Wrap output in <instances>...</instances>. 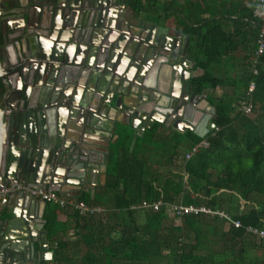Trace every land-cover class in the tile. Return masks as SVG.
Returning a JSON list of instances; mask_svg holds the SVG:
<instances>
[{
  "label": "water",
  "instance_id": "95a60500",
  "mask_svg": "<svg viewBox=\"0 0 264 264\" xmlns=\"http://www.w3.org/2000/svg\"><path fill=\"white\" fill-rule=\"evenodd\" d=\"M13 1L0 10L4 40L20 32L15 62L0 61L1 184L86 191L104 178L102 142L118 124L132 130L129 151L153 122L199 137L214 127L208 89L191 90L187 38L153 24L131 45L122 11L127 3L134 12L133 0ZM13 18L20 24L10 28ZM89 151L102 162H91ZM40 202L38 211L25 188L9 193L0 208V264L50 260Z\"/></svg>",
  "mask_w": 264,
  "mask_h": 264
},
{
  "label": "trees",
  "instance_id": "16d2710c",
  "mask_svg": "<svg viewBox=\"0 0 264 264\" xmlns=\"http://www.w3.org/2000/svg\"><path fill=\"white\" fill-rule=\"evenodd\" d=\"M244 19L247 37L254 40L258 21L251 12ZM194 21L196 26L185 30L186 52L202 72L189 82L193 92L211 90L206 100L214 109L215 128L199 137L153 122L131 151L132 133L117 131L107 148L103 183L92 195L79 190L74 197L103 211L80 215L46 203L42 218L52 255L43 264H70L73 257L80 264H264V238L244 229L264 231V53L254 58L252 44L237 73L227 72L225 60L233 67L231 55L242 48L243 38L218 23ZM4 45L0 26V61ZM249 82L253 88L246 94ZM223 87L230 92L212 94ZM3 92L0 79V97ZM240 101L251 103L252 116L240 110ZM142 200L161 205L156 211L137 208ZM235 200L246 210L232 212L229 202ZM178 202L220 209L240 226L204 214L176 218L168 204ZM58 212L64 221L56 219ZM208 234L218 237L212 240Z\"/></svg>",
  "mask_w": 264,
  "mask_h": 264
},
{
  "label": "crops",
  "instance_id": "0c3cea01",
  "mask_svg": "<svg viewBox=\"0 0 264 264\" xmlns=\"http://www.w3.org/2000/svg\"><path fill=\"white\" fill-rule=\"evenodd\" d=\"M133 1H135L140 6V8H142L139 19L137 18L135 20L132 18L134 12L133 9H131V7L127 3H125L122 11V15L124 16L123 17L124 21H126L128 25L131 26L128 28L125 25H123V28L124 30H129L130 32H132L131 34L132 37L130 38L134 41H131L130 43L133 46L135 44L137 45L136 41L138 38L136 36L141 37V35L144 34L142 32V29L145 30L153 24L158 25L160 27L164 26L166 28V33L168 35L180 34L182 38L185 37L188 40L189 37L187 36L185 30L188 29V27L196 26V21H194L196 18H198V20L202 19L209 21V25H211L212 22L218 23L220 27L225 31L233 32V29H235V31L238 32L239 35L237 36V38L240 39L242 38L244 33H247L246 31L247 26L245 25L246 20L244 18H246V16L249 14L250 8L252 6V0H133ZM156 4L159 5L160 8L155 7ZM153 11L156 12L154 15H153ZM148 14L150 16H148ZM140 27H142L141 30L139 29ZM200 27L204 29V27H206V24L200 23ZM33 30L36 29L33 28ZM19 33L20 32H11L8 35V41H6V44L4 45L5 47H3L5 48L7 54V56H5L4 52L2 54L3 60L5 62L4 65L5 67H7V63H6L7 58L11 64L15 62V52L13 49V45H15L16 43L15 41L19 38L17 37L19 36ZM237 40L238 39H236V43ZM250 41H251V45L250 44L248 45L247 44L248 41L243 40V43L241 44L242 48L235 49L231 55L233 61V67L231 66V70L236 71V73L241 68L240 64H243V62L246 61V56L249 54L248 52H250V48L253 44V41L252 40ZM189 58L192 60L191 57ZM234 61H239V62H234ZM191 70L193 76L199 75L202 72L201 69L194 67V63L192 64ZM12 81L15 84V81L14 80ZM227 90H231V89L229 87H223L214 90L212 94L218 95V93L220 94L221 92H227ZM210 91L208 90L207 95ZM129 131L130 132L127 133H132L131 129ZM116 138L117 136L109 134L107 136L106 141L102 142V145L105 144V147L103 146L102 152L106 153V158L108 151L107 148L110 145V143H112ZM81 152L84 151L81 150ZM91 154L92 156H90ZM87 158L91 160V162L93 161L98 164L102 162L101 152L96 153L95 151L94 152L89 151ZM103 181L104 178L103 179L101 178L100 183H96L94 186L89 187L91 191H89V189L86 191L84 190L82 191L88 192L90 195H92V193L95 191V188L101 185ZM50 188L54 190L52 186ZM79 190L81 189H77L75 186L68 185V186H63L62 191L60 192L57 190L55 191L63 199H74L75 195L78 194ZM35 199L38 200L39 203L38 211H39V208L41 209V202L38 198ZM44 203L45 204L43 206V209L46 205V202ZM56 219L60 222L64 221L65 215L63 213L58 212V214L56 215ZM49 248H50V243H49ZM43 262L44 261H41L40 264H43Z\"/></svg>",
  "mask_w": 264,
  "mask_h": 264
},
{
  "label": "built area",
  "instance_id": "2783aa9c",
  "mask_svg": "<svg viewBox=\"0 0 264 264\" xmlns=\"http://www.w3.org/2000/svg\"><path fill=\"white\" fill-rule=\"evenodd\" d=\"M252 16L258 21V29L255 35V47L253 50L254 58L262 55L264 53V0H252L251 7ZM253 88V83L249 82L247 86L246 94H248ZM240 110L245 114L251 113L252 105L249 101H240ZM1 110V108H0ZM215 128V127H213ZM212 128V129H213ZM191 154L190 152L185 153V158H188ZM25 188L27 193L38 198L40 201L46 203L57 204L60 208L71 207L77 211L80 215L98 213L103 211L101 206H88L83 201H78L75 199H63L61 198L55 190L49 188H43L42 186H32L27 187L22 183H16L13 187L0 183V208L7 202V197L9 193L15 190ZM161 205L160 201L148 202L145 200L140 201L136 205L137 208L156 211ZM171 213L176 217H181L184 215H212L218 218L224 219L231 223L233 227H239L240 224L237 220H231L227 213L220 209H211L203 205H193V204H182V203H171L168 204ZM246 232H249L256 236L257 238H264V231L261 229L246 226L244 227Z\"/></svg>",
  "mask_w": 264,
  "mask_h": 264
},
{
  "label": "rangeland",
  "instance_id": "374dc122",
  "mask_svg": "<svg viewBox=\"0 0 264 264\" xmlns=\"http://www.w3.org/2000/svg\"><path fill=\"white\" fill-rule=\"evenodd\" d=\"M1 1V0H0ZM155 7H159V5H155ZM252 7V6H251ZM160 8V7H159ZM141 11H142V8H140V7H138V6H134V15H133V19H139V17H140V13H141ZM250 12H251V8H250ZM156 12H154L153 11V15L155 14ZM143 15V14H142ZM148 16H150L149 14H148ZM159 22V21H158ZM245 36H247V34L246 33H244L243 34V36H242V40H245V41H248V45L250 44L251 45V39H250V37H245ZM253 41V44L255 45V41L254 40H252ZM234 62H239V61H234ZM1 64L2 65H5V62H4V60L2 59L1 60ZM223 69L225 70V71H230L231 70V66H230V64H229V62H228V60H225V63H224V67H223ZM235 75V73H233V75H232V77ZM238 76V75H237ZM228 92H230V90H227V92L226 93H228ZM225 93V92H224ZM219 94V93H218ZM252 114L253 113H251V115L250 116H252ZM118 128H119V131L120 132H130L129 130H130V128H128L127 126H124V125H120V124H118V126H117ZM141 154V153H140ZM230 203V208L232 209L231 211L233 212L234 210L237 212H239V211H244V210H246V207H243L242 205H241V203H240V201L239 200H235L234 202L233 201H231V202H229ZM234 204V207H233V204ZM225 206H227L226 204L224 205V207H222V209H224L225 208ZM233 207V208H232ZM235 208V209H234ZM208 216H212V215H208ZM171 218H169L168 220H170ZM227 226H228V224L227 223H223V225H222V228L223 229H226L227 228ZM208 237L210 238V239H212V240H215V239H217V237H218V235H212V234H208ZM257 240V239H256ZM248 254L249 255H252L253 254V252H251V251H249L248 252ZM70 264H80V262H78V259L77 258H72V261H71V263ZM158 264H169V263H166L164 260H160L159 262H158Z\"/></svg>",
  "mask_w": 264,
  "mask_h": 264
},
{
  "label": "flooded vegetation",
  "instance_id": "af4514ba",
  "mask_svg": "<svg viewBox=\"0 0 264 264\" xmlns=\"http://www.w3.org/2000/svg\"><path fill=\"white\" fill-rule=\"evenodd\" d=\"M14 6H17V4H16V2H14L13 0H1L0 1V10H8V9H10V8H12V7H14ZM7 22L9 23V26H10V28L12 27V26H14V25H19L20 23V20L18 19V18H13L12 20L11 19H9V20H7ZM0 26H1V28H2V33H3V25H2V23H1V21H0ZM33 29V28H32ZM30 31H31V29H30ZM3 38H4V36H3ZM5 41V40H4ZM5 44H6V41H5ZM5 47V46H4ZM3 52L5 53V56L7 55L6 54V50H5V48H3V50H2V54H3ZM1 54V55H2ZM3 56V55H2ZM1 59H3V58H1ZM195 67V66H194ZM192 70H190L189 72V75H191L192 76V72H191ZM190 76V77H191ZM190 77H189V79H190ZM207 95V94H206ZM205 98H206V96H205ZM206 100V99H205ZM207 101V100H206Z\"/></svg>",
  "mask_w": 264,
  "mask_h": 264
}]
</instances>
